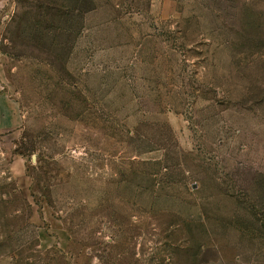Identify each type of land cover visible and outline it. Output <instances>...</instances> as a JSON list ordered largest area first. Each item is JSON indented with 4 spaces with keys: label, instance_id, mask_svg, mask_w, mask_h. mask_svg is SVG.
Returning <instances> with one entry per match:
<instances>
[{
    "label": "rangeland",
    "instance_id": "rangeland-1",
    "mask_svg": "<svg viewBox=\"0 0 264 264\" xmlns=\"http://www.w3.org/2000/svg\"><path fill=\"white\" fill-rule=\"evenodd\" d=\"M0 99V264H264V0H0Z\"/></svg>",
    "mask_w": 264,
    "mask_h": 264
},
{
    "label": "crops",
    "instance_id": "crops-1",
    "mask_svg": "<svg viewBox=\"0 0 264 264\" xmlns=\"http://www.w3.org/2000/svg\"><path fill=\"white\" fill-rule=\"evenodd\" d=\"M6 102L10 103V101L8 99H3V105H4L3 107H4V109L8 110V107H10V104L9 105H6ZM1 126H6L7 127L9 125H3V124H1Z\"/></svg>",
    "mask_w": 264,
    "mask_h": 264
}]
</instances>
